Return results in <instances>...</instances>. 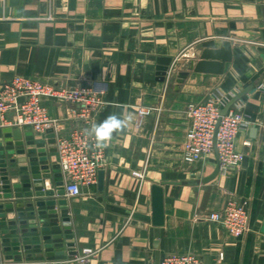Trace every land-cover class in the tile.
Returning <instances> with one entry per match:
<instances>
[{
  "label": "crops",
  "instance_id": "1",
  "mask_svg": "<svg viewBox=\"0 0 264 264\" xmlns=\"http://www.w3.org/2000/svg\"><path fill=\"white\" fill-rule=\"evenodd\" d=\"M226 39L233 41L234 58L223 73L190 70L177 87L179 72L197 51ZM15 74L89 86L102 93L105 103L86 123L75 114L78 105L46 98L44 105L60 120V130L25 135L31 129H22V145H7L13 138L5 133L12 129L0 126V184L8 182L1 180L5 175L17 183L27 181L23 174L49 172L44 190L65 188L51 138L88 129L112 113L128 123L104 147L107 165L82 195L0 198V213H5L0 221H6L0 225V264H156L157 252L160 258L192 252L204 264H264V0H0V87ZM214 96L254 121L236 138L244 160L208 182L178 183L202 179L217 166L216 150L195 164L183 159L187 105ZM142 106L153 109L140 116ZM44 155L45 161L30 160ZM44 163L48 169H31ZM154 184L164 190L165 221L159 227L153 223ZM18 190L35 191L1 188L0 193ZM53 198L67 202L53 205ZM229 198L245 203L249 213V228L237 238L207 218ZM15 219L17 224L8 223ZM31 219L36 222L19 223ZM34 227L37 232L31 231ZM86 247L95 250L88 262L73 259Z\"/></svg>",
  "mask_w": 264,
  "mask_h": 264
},
{
  "label": "built area",
  "instance_id": "2",
  "mask_svg": "<svg viewBox=\"0 0 264 264\" xmlns=\"http://www.w3.org/2000/svg\"><path fill=\"white\" fill-rule=\"evenodd\" d=\"M46 98L59 99L78 105L75 114L86 123H91L105 103L102 93L89 86L57 85L38 78L15 74L0 87V126L31 129L43 134L49 128L60 130L61 122L50 115L44 105ZM225 101L220 96L203 102H190L186 112L190 119L183 144V159L195 164L217 150L221 174H229L240 167L245 153L236 146L238 134L253 124V120L240 108H229L222 112ZM153 108L142 106L139 115L144 116ZM86 129L75 128L67 134L57 133V161L64 176L65 193L68 197L83 194V187L98 181L99 171L107 165L105 148L94 147V140ZM249 144V141L245 142ZM144 177V172L134 171ZM207 218L219 223L231 236H242L249 228V213L245 203L229 198L221 210L212 211ZM95 250L83 249L75 260L85 263ZM223 258V255H220ZM70 259V260H73ZM159 264H204L197 254L167 253Z\"/></svg>",
  "mask_w": 264,
  "mask_h": 264
},
{
  "label": "water",
  "instance_id": "3",
  "mask_svg": "<svg viewBox=\"0 0 264 264\" xmlns=\"http://www.w3.org/2000/svg\"><path fill=\"white\" fill-rule=\"evenodd\" d=\"M234 58V44H233V41L230 40V39H226L223 41V43L218 46V47H205V48H202L200 49L199 51L196 52V57L194 58H191L189 59L188 61V64H187V69L185 70H181L178 74V77H177V87H180L181 84L184 82V80L186 79V77L189 75V72L190 70H193V71H197V72H209V73H223L225 71V67H226V63L229 62V61H232ZM163 60V59H162ZM164 61V60H163ZM165 70H166V67L165 66H161L160 67V75L161 76V79H164V74H165ZM230 106V103L227 104V106H225L222 110L223 113H225L228 108ZM50 130H53V128H50ZM33 134V131L30 130V131H26L25 132V135H32ZM5 136L6 137H12L13 138V141H15V143L13 141H9L7 142L6 144L9 145V146H12L14 144H17V145H22L24 144V133H23V130L21 128H14L12 129L10 132H6L5 133ZM51 142H56V137H53L51 138L50 140ZM34 140L31 139V140H27V143H33ZM1 145V144H0ZM55 150L57 149L56 146L53 147ZM40 150H45V148H42ZM15 150H9L8 152L9 153H13ZM19 153H23L24 150L23 149H19L17 150ZM36 150L35 149H30L29 152H35ZM217 152V150H216ZM26 158H24L22 161H25ZM31 161L33 162H37V161H45L47 160V156L44 155V156H41L40 158H38L37 156H32L30 158ZM10 162H16L17 159L15 158H11L9 160ZM2 162H5V160H2ZM56 166H60L59 163L56 164ZM49 168V164H33L31 165V169L32 170H39V169H48ZM4 170L6 168H3ZM29 167L28 166H22L20 168V170H28ZM219 170H220V163L218 161L217 163V166L215 168V170L205 176L204 178L202 179H183V180H180L178 183H181V184H190V185H195V184H199L200 182H208L212 179H214L218 173H219ZM101 175V173H100ZM51 174L49 172H45V173H42V172H34L32 174H23L21 176V178L23 180H27L25 182H17V183H12L11 182V179H10V176L9 175H5V176H2L1 177V180L2 181H8V182H2L0 184V189L1 188H5V189H11V188H14V189H19V188H32L34 187L35 191L34 190H27L25 192H20L19 190L16 191V192H6V193H0V198L4 197V198H10L13 194L15 197H22L23 195L24 196H27V197H30V196H33L34 194H36V196H42L44 194H47V195H54L55 192H57V194H64L65 193V189L64 188H60V189H57L55 190L54 188L53 189H46L44 190V180L45 178L47 177H50ZM63 181H60L58 182V184H62ZM162 184H165L162 183ZM152 198H153V223L154 225H156L157 227L161 226L164 224V221H165V216H164V190H163V187L162 185H159V184H154L153 187H152ZM52 201V204L55 205L57 203V201L60 203V204H65L67 202V199L66 198H59V199H56V198H53ZM43 202L42 200H37V205H42ZM28 206H33L34 203L32 202H29V204H27ZM18 206H23L21 203H18L17 204V207ZM7 207L8 208H13L14 207V204L13 202L12 203H9L7 204ZM1 208V206H0ZM58 212L57 209H55V213ZM62 212H68V209L64 208L62 210ZM40 214L42 212H39ZM19 215H25V212H19L18 213ZM30 215H34L35 212L34 211H30L29 212ZM0 216H5V213H0ZM64 220L66 222H68L70 220V217L69 216H65L64 217ZM28 221L30 223H34L36 222L35 219H31V220H20L19 223L20 224H26L28 223ZM9 224H17V220H10L8 222ZM6 224V221H0V225H4ZM65 229H71V225L70 224H66L65 225ZM22 232L26 233L28 232L29 230L27 228H23L21 230ZM31 231H34V232H37L38 231V228L34 227V228H31ZM13 232L17 233L18 232V229L15 228L13 229ZM5 233V231H4ZM68 236H72V234H68ZM39 237V236H36V238ZM57 237H61V234H58ZM24 240H27L28 239V236H26L25 238H23ZM72 245H73V242H71ZM26 247V246H25ZM19 248V247H18ZM73 253H76L75 251ZM159 261H160V253L157 252L156 253V264H159Z\"/></svg>",
  "mask_w": 264,
  "mask_h": 264
},
{
  "label": "clouds",
  "instance_id": "4",
  "mask_svg": "<svg viewBox=\"0 0 264 264\" xmlns=\"http://www.w3.org/2000/svg\"><path fill=\"white\" fill-rule=\"evenodd\" d=\"M127 123L120 115L112 113L103 121L92 124L85 132L94 140V147L102 149L108 146L114 133H120L126 129Z\"/></svg>",
  "mask_w": 264,
  "mask_h": 264
}]
</instances>
